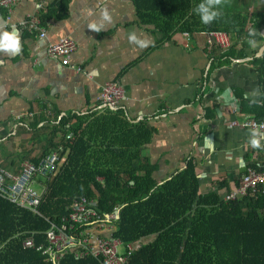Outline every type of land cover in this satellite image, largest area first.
<instances>
[{
    "label": "crops",
    "instance_id": "0c3cea01",
    "mask_svg": "<svg viewBox=\"0 0 264 264\" xmlns=\"http://www.w3.org/2000/svg\"><path fill=\"white\" fill-rule=\"evenodd\" d=\"M18 1L0 11V37L14 33L20 42L15 53L0 48V169L19 173L24 162L38 161L53 136L60 139L54 126L90 115L101 87L117 81L126 118L156 130L144 152L157 165V182L194 160L202 192L224 198L249 166L263 164L264 134L232 123L257 118L255 103L264 106V0H211L218 14L209 24L192 11L174 21L170 38L132 0H69L66 16L48 19L42 38L21 23L39 20L57 0ZM212 29L229 35L228 48L215 44ZM132 33L138 42L129 41ZM65 38L76 45L71 67L47 52Z\"/></svg>",
    "mask_w": 264,
    "mask_h": 264
},
{
    "label": "trees",
    "instance_id": "16d2710c",
    "mask_svg": "<svg viewBox=\"0 0 264 264\" xmlns=\"http://www.w3.org/2000/svg\"><path fill=\"white\" fill-rule=\"evenodd\" d=\"M132 1L142 19L165 30L168 38L174 21L196 12L201 2ZM68 3L57 0L46 14L42 10L40 26L48 19L64 18ZM180 30L187 32L189 25ZM255 106L256 117L263 118L264 106ZM243 110L249 111L246 106ZM155 131L146 121L133 124L120 108L62 118L52 130L61 134L59 141L54 135L42 155L61 147V157L66 158L41 207L44 217L0 197V264H54L35 248H25L24 242L32 238L37 247L45 244L51 227L46 218L68 214L72 202L81 197L96 202L101 213L120 210L114 236L124 245L143 240L127 264H264V194L226 201L216 191L203 193L194 160L170 179L157 182V165L144 152ZM60 264L101 263L67 254Z\"/></svg>",
    "mask_w": 264,
    "mask_h": 264
},
{
    "label": "built area",
    "instance_id": "2783aa9c",
    "mask_svg": "<svg viewBox=\"0 0 264 264\" xmlns=\"http://www.w3.org/2000/svg\"><path fill=\"white\" fill-rule=\"evenodd\" d=\"M18 3V0H0V11L10 12ZM21 30L24 32L38 30L42 38L46 37V31L40 26L38 19L25 20L21 23ZM209 35L218 47L226 49L230 46V38L227 33L212 31ZM75 49V43L71 39L65 38L50 44L47 52L54 58H62L63 63L71 67L70 55ZM124 97L125 89L120 82L107 83L100 89L96 110L106 108L117 110ZM261 104L264 105V91ZM232 126L264 134V117L244 122L236 120ZM62 150L60 147L50 154L42 156L37 163L24 162L19 173L0 169V197L22 209L44 217L41 207L46 200L50 183L55 179L60 167L66 162V158L61 157ZM39 177H45L47 181L41 182ZM241 181V185L234 192L224 197L226 201L234 200L238 196L264 194V162L259 165V168L248 167ZM36 182L44 188L42 192L33 187ZM96 207L97 203L86 197L75 199L68 209V214L54 219L46 218L51 227L45 233V244L37 247L35 240L29 238L24 242V247L35 248L43 255L49 256L54 264H60L67 254H73L77 259L92 257L101 264H127L129 256L141 247L143 240L124 245L120 239L114 236L118 209L112 214H106L99 212ZM121 246L124 247L122 253L120 252Z\"/></svg>",
    "mask_w": 264,
    "mask_h": 264
},
{
    "label": "clouds",
    "instance_id": "9594fccd",
    "mask_svg": "<svg viewBox=\"0 0 264 264\" xmlns=\"http://www.w3.org/2000/svg\"><path fill=\"white\" fill-rule=\"evenodd\" d=\"M195 11L200 16V20L203 24H209L218 14L213 9L211 0H201V2L197 5ZM104 18L109 19L108 13L106 11L104 12ZM90 27L95 29L96 31H99V28L95 24L90 25ZM129 41L138 42L137 37L134 33L129 35ZM0 48L10 50L13 53L18 52L20 50V42L18 37L14 33H3L2 37H0ZM250 143L253 147L259 146V142L257 139H251Z\"/></svg>",
    "mask_w": 264,
    "mask_h": 264
},
{
    "label": "rangeland",
    "instance_id": "374dc122",
    "mask_svg": "<svg viewBox=\"0 0 264 264\" xmlns=\"http://www.w3.org/2000/svg\"><path fill=\"white\" fill-rule=\"evenodd\" d=\"M39 179L41 180V182H46L47 179L45 177H39ZM35 189H37L39 192H42L44 190V188L42 187V185L38 182H36L33 186ZM120 252H124V247L121 246L120 248Z\"/></svg>",
    "mask_w": 264,
    "mask_h": 264
},
{
    "label": "water",
    "instance_id": "95a60500",
    "mask_svg": "<svg viewBox=\"0 0 264 264\" xmlns=\"http://www.w3.org/2000/svg\"><path fill=\"white\" fill-rule=\"evenodd\" d=\"M118 219L120 218V210H117Z\"/></svg>",
    "mask_w": 264,
    "mask_h": 264
}]
</instances>
